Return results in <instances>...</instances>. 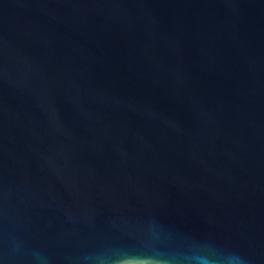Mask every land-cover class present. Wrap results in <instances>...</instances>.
<instances>
[{"label":"water","instance_id":"water-1","mask_svg":"<svg viewBox=\"0 0 264 264\" xmlns=\"http://www.w3.org/2000/svg\"><path fill=\"white\" fill-rule=\"evenodd\" d=\"M0 264H264V0H0Z\"/></svg>","mask_w":264,"mask_h":264}]
</instances>
